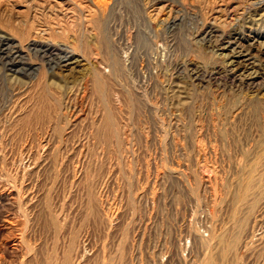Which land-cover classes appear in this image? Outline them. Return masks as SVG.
<instances>
[{
	"label": "rangeland",
	"instance_id": "374dc122",
	"mask_svg": "<svg viewBox=\"0 0 264 264\" xmlns=\"http://www.w3.org/2000/svg\"><path fill=\"white\" fill-rule=\"evenodd\" d=\"M48 3L0 0V264H264V0Z\"/></svg>",
	"mask_w": 264,
	"mask_h": 264
},
{
	"label": "bare ground",
	"instance_id": "6f19581e",
	"mask_svg": "<svg viewBox=\"0 0 264 264\" xmlns=\"http://www.w3.org/2000/svg\"><path fill=\"white\" fill-rule=\"evenodd\" d=\"M41 2L43 3V6H49V8H51V9H53L54 8V4L53 5H51V4H49L48 2H49V0H47V1H45V0H41ZM55 3V2H54ZM48 12V11H47ZM75 12V11H74ZM54 14V13H53ZM43 16V15H42ZM52 16V15H51ZM73 16H75V13L72 15L71 14V21H73L72 20V18H73ZM65 19V18H64ZM75 19H76V17H75ZM76 22H77V20H76ZM28 23V22H27ZM29 23H32V22H29ZM93 22L92 21H90V20H88L87 22H86V24H88L90 27H91V25L90 24H92ZM10 24V23H9ZM33 24L34 23H32V24H25V25H23V27H22V32L20 33V36L21 37H23L25 40L26 39H28V38H31V37H33L32 38V40H34V38H36V42L38 41L37 39H40L41 41L42 40H47V35H48V37H50L52 40H54L55 38H56V33L55 32H53V33H50V36H49V33H47V32H45V31H39V29L38 30H33L34 29V27H33ZM36 24V23H35ZM75 24V23H74ZM58 25V24H57ZM60 26V25H59ZM88 26V27H89ZM92 26L93 27H95L96 29H98V35L100 34V32H99V30H100V26H98V28L94 25V24H92ZM46 28V27H45ZM65 28V27H64ZM37 29V28H36ZM42 29V28H41ZM50 29V28H49ZM54 29V28H53ZM8 30L10 31V32H16L17 33V31L15 30V29H13L12 28V26H10L9 28H8ZM15 30V31H14ZM57 30V29H56ZM62 30V29H61ZM34 32V33H33ZM42 32H44V34H42ZM52 32V31H51ZM82 32V31H81ZM31 33H33L32 35H30ZM58 33H60V32H58ZM44 35H46V36H44ZM98 35L96 36L97 38H100V37H98ZM100 36H101V34H100ZM46 37V38H45ZM58 39V38H57ZM101 39L103 40V37H101ZM82 40V39H81ZM98 40V39H97ZM85 41V40H84ZM236 39H229V42H226L225 44H227L229 47H231L232 45H235L236 44ZM35 42V43H36ZM49 42V41H48ZM34 43V42H33ZM39 43V42H38ZM40 44H42L41 42H40ZM45 44V42L43 43V45ZM48 44V43H47ZM51 45V44H50ZM49 48V47H48ZM42 50V49H41ZM47 50V49H46ZM84 50H85V48H84ZM44 52V51H43ZM46 53V52H45ZM44 53V54H45ZM12 58V57H11ZM113 60V59H112ZM110 61V67L112 66V68L113 69H115V63L113 62V61ZM17 63V62H16ZM230 72V71H229ZM95 74H96V72H95ZM103 75V74H102ZM234 79V78H233ZM99 80V81H98ZM98 82H97V86H98V88H99V90L100 89H102V88H104L106 85V83H105V80L104 79H101V78H98ZM252 83V82H251ZM107 88V87H106ZM105 91V90H104ZM106 105V104H105ZM105 107V106H104ZM106 116V115H105ZM106 119H107V123L104 125V130L106 131L105 133V135H106V137H107V139L110 137V136H113V134L114 135H116V132H114L115 130L114 129H112V128H114V127H112L111 126V120H110V117L107 115V117H106ZM112 127V128H111ZM110 128H111V131H110Z\"/></svg>",
	"mask_w": 264,
	"mask_h": 264
}]
</instances>
